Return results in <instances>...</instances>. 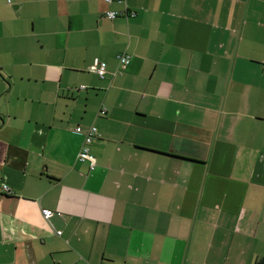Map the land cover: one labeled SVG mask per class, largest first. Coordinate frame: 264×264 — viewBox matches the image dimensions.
I'll return each instance as SVG.
<instances>
[{"label": "crops", "instance_id": "crops-1", "mask_svg": "<svg viewBox=\"0 0 264 264\" xmlns=\"http://www.w3.org/2000/svg\"><path fill=\"white\" fill-rule=\"evenodd\" d=\"M2 183L0 264H264V0H0Z\"/></svg>", "mask_w": 264, "mask_h": 264}, {"label": "built area", "instance_id": "built-area-1", "mask_svg": "<svg viewBox=\"0 0 264 264\" xmlns=\"http://www.w3.org/2000/svg\"><path fill=\"white\" fill-rule=\"evenodd\" d=\"M108 2H112L114 0H106ZM119 15L116 11H108L106 16L110 19H113ZM120 68H126L127 64L130 62V55L128 53H122L118 56ZM89 71L97 73L101 77H105L108 72L107 62L103 60H96L93 64L90 65ZM116 74V73H115ZM102 114L106 113V109H102ZM76 131L84 134V141L82 147L78 153L77 159L79 161H89L90 168L95 169L96 167V158L91 153V144L95 137L98 134V128L95 125L90 126L89 128L84 129L81 125H78ZM0 189L7 193H12V189L8 184L2 183L0 184ZM43 214L46 219H49L54 211L49 208L43 209ZM62 231H58V234H61Z\"/></svg>", "mask_w": 264, "mask_h": 264}, {"label": "trees", "instance_id": "trees-1", "mask_svg": "<svg viewBox=\"0 0 264 264\" xmlns=\"http://www.w3.org/2000/svg\"><path fill=\"white\" fill-rule=\"evenodd\" d=\"M103 109H105V108H103ZM102 111V110H101ZM106 112H107V110H106ZM106 114V113H105Z\"/></svg>", "mask_w": 264, "mask_h": 264}]
</instances>
